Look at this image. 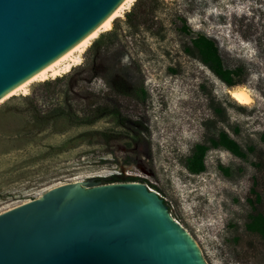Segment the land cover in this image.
<instances>
[{"label":"rangeland","instance_id":"374dc122","mask_svg":"<svg viewBox=\"0 0 264 264\" xmlns=\"http://www.w3.org/2000/svg\"><path fill=\"white\" fill-rule=\"evenodd\" d=\"M197 36L215 42L226 68L241 67L240 84L225 86L198 61L191 45ZM127 59L134 63L129 74L134 77L136 69L142 79L143 105L114 96L103 82L106 72L115 74ZM43 82L52 85L44 88ZM242 87L251 96L248 106L227 92ZM98 98L143 116L146 141L134 144L124 134L104 144L79 138L90 130L119 129L108 118L72 126L55 112L63 104L79 110ZM219 131L239 145L245 159L209 149L203 172L189 173L193 146L208 145ZM262 132L264 0H134L109 31L90 41L79 65L0 103V213L59 184L135 177L160 194L207 264H264V240L244 228L254 174L247 148L264 149Z\"/></svg>","mask_w":264,"mask_h":264},{"label":"water","instance_id":"95a60500","mask_svg":"<svg viewBox=\"0 0 264 264\" xmlns=\"http://www.w3.org/2000/svg\"><path fill=\"white\" fill-rule=\"evenodd\" d=\"M120 1L0 0V96L63 54ZM99 178L56 185L0 213V264H207L154 191Z\"/></svg>","mask_w":264,"mask_h":264},{"label":"trees","instance_id":"16d2710c","mask_svg":"<svg viewBox=\"0 0 264 264\" xmlns=\"http://www.w3.org/2000/svg\"><path fill=\"white\" fill-rule=\"evenodd\" d=\"M144 12L140 13V15L145 16ZM191 45L196 50L198 61L221 83L227 87L240 84L239 75L242 70L241 67L226 68L212 39L206 36H197L191 41ZM132 67H134V63L127 59L125 67L118 70L115 74L106 72L102 76L103 82L114 96L128 98L138 105H143L146 96L143 82L136 69L134 77L129 74ZM51 85V82H43L44 88H48ZM29 99L35 101L34 96H31ZM55 110L58 116L62 117L72 126H91L99 120L108 118L113 123V126L119 129L116 133L106 130H90L79 134V138L96 137L98 139L96 143L99 144H104L105 142L102 141L112 135H127L129 141L134 144H138L139 141H146L148 138V128L145 118L143 116L126 114L116 100L98 98V100L96 99L86 105H81L79 110L67 104L56 106ZM258 140L264 146V132L259 135ZM208 142V145L196 144L193 146L191 155L187 161L189 173L198 174L203 172V158L209 149L220 148L236 158L245 159V152L224 131H219L216 137L209 139ZM247 151L254 155V162L252 163L254 174L248 190L249 197L246 198V203L251 213L248 215L244 228L245 231L253 233L264 240V149L256 152L252 147H248ZM124 163L129 164L131 162L125 159ZM97 181L100 184H106L111 182H137L140 180L135 177L123 178L113 175L105 179L99 178Z\"/></svg>","mask_w":264,"mask_h":264},{"label":"bare ground","instance_id":"6f19581e","mask_svg":"<svg viewBox=\"0 0 264 264\" xmlns=\"http://www.w3.org/2000/svg\"><path fill=\"white\" fill-rule=\"evenodd\" d=\"M134 0H121L117 6L91 31L77 41L73 46L57 57L50 64L28 77L26 80L0 96V103L6 99L18 94H26L27 86L33 82H42L47 79H53L61 74L67 73L73 66L81 63V54L88 48L90 41L98 36V34L109 31L111 24L116 17H120L124 10H127ZM230 97L239 105L248 106L251 103V96L245 88H235L227 91ZM7 211V210H6ZM183 228V227H182ZM187 233V231L185 230ZM188 234V233H187ZM189 235V234H188ZM190 236V235H189ZM191 237V236H190ZM194 244L200 249L197 243ZM201 253V252H200Z\"/></svg>","mask_w":264,"mask_h":264},{"label":"built area","instance_id":"2783aa9c","mask_svg":"<svg viewBox=\"0 0 264 264\" xmlns=\"http://www.w3.org/2000/svg\"><path fill=\"white\" fill-rule=\"evenodd\" d=\"M144 185L146 186V188H147L149 191H154V190H152L151 188H149L148 185H146V184H144ZM154 192L156 193V195H157L158 197L162 198L158 192H156V191H154ZM162 199H163V198H162ZM163 200H164V199H163ZM173 220H174V219H173ZM174 221H176V220H174ZM176 222H177V221H176ZM177 223H178V222H177Z\"/></svg>","mask_w":264,"mask_h":264}]
</instances>
